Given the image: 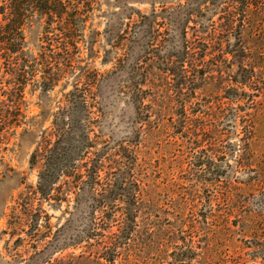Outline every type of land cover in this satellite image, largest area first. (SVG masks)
<instances>
[{"label":"rangeland","instance_id":"obj_1","mask_svg":"<svg viewBox=\"0 0 264 264\" xmlns=\"http://www.w3.org/2000/svg\"><path fill=\"white\" fill-rule=\"evenodd\" d=\"M90 1L74 21V46L66 44L71 66L48 90L34 57L68 38L47 33L45 19L24 26L20 95L0 58V264H264V0H249L245 11L231 0ZM186 45L193 53L184 54ZM80 66L98 73L87 99L91 150L112 167L101 173L102 195L85 185L60 204L35 201L50 236H12L10 211L38 181L31 154ZM14 87L16 109L7 101ZM167 99L174 109L162 111ZM137 182L157 204L139 207L134 228L121 234L125 202L110 199L109 187L123 184L125 194Z\"/></svg>","mask_w":264,"mask_h":264},{"label":"trees","instance_id":"obj_2","mask_svg":"<svg viewBox=\"0 0 264 264\" xmlns=\"http://www.w3.org/2000/svg\"><path fill=\"white\" fill-rule=\"evenodd\" d=\"M231 1L242 4L243 11L248 9L251 4L249 0ZM90 2V0H2L0 3V58L4 59L7 65L6 72L12 78L11 80H14V85L21 83V87H14L9 90L7 96V101L10 103L9 107L17 108L18 100L16 97L18 93L15 90L16 88L19 89L20 95L25 84V80L21 81L20 77L27 79L26 67L28 62L24 58L23 51L26 21L37 15L40 19H45L47 33L55 29L68 38V41H65L56 37L55 51L50 50V43V47L43 46L44 52L39 57H34V61L39 60V63L44 65L43 72L45 74L42 77V88L48 90L66 72L67 67L71 66L72 55L66 44L74 46L76 30L74 21L77 18L82 19L81 15L87 10ZM255 8L257 9L258 6ZM236 9V5L225 7L224 18L230 23L234 20ZM129 18L130 24L131 22L134 24L140 22H135L131 16ZM50 39L46 34V41ZM46 50L52 51V53L46 52ZM186 51L189 54L193 53V49L189 45L184 47V54ZM52 61L54 62L52 63ZM79 69L75 87L65 94L64 102L59 106L52 129L43 132L41 141L31 154V167H38V181L35 188H30L26 193L19 196L16 206L12 207L10 211L8 224L12 236L18 230L23 231L28 240L32 241L46 239L50 236L48 215H43L44 211L41 206L36 208L33 206L35 201L40 204L42 200L48 202L54 200L60 204L69 200L68 195L71 193L78 194L85 185L94 189L95 186H98L102 195V183L99 181L102 178L101 173L104 171L106 175L109 174L112 167L109 169L105 167L102 163L101 154L91 150L96 145V140L90 137V133L93 132V129L88 127L91 122L89 114L92 103L87 99L91 93L92 83L96 84L98 81V73L81 66ZM31 73H34V70H31ZM138 103L141 105L142 100H138ZM1 109L0 111H3L4 108L1 107ZM166 109L168 111L174 109L173 102L168 99L165 105H161L162 111ZM9 111L13 113L12 110ZM185 117L188 124L195 127L194 132L205 133L203 132L205 131L204 126L195 124L200 119L198 116L191 118L186 115ZM83 121H87V123L83 125ZM161 126L167 127L165 123H160L158 129H162ZM126 157L132 159L134 163L138 159L137 156L126 155ZM119 189L124 190L123 184L117 183L109 187V191L113 193L110 199L122 198L125 202L122 234L123 231L125 233L134 228L136 215L141 212L139 207L145 203L155 206L157 202L148 197V190L139 182L135 183L134 189L132 188L125 194L119 192ZM25 226L28 228L25 229ZM18 239L21 241L25 238L19 236ZM34 248L37 246L35 245ZM114 259L113 256L108 261L113 262ZM61 260L55 259L54 261L56 264H60Z\"/></svg>","mask_w":264,"mask_h":264}]
</instances>
